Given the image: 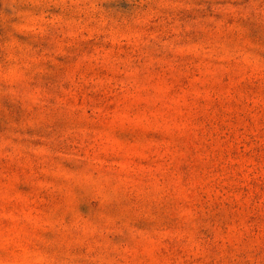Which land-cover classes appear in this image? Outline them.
<instances>
[{
	"label": "rangeland",
	"instance_id": "374dc122",
	"mask_svg": "<svg viewBox=\"0 0 264 264\" xmlns=\"http://www.w3.org/2000/svg\"><path fill=\"white\" fill-rule=\"evenodd\" d=\"M0 264H264V0H0Z\"/></svg>",
	"mask_w": 264,
	"mask_h": 264
}]
</instances>
